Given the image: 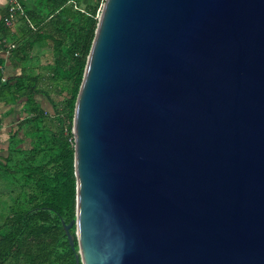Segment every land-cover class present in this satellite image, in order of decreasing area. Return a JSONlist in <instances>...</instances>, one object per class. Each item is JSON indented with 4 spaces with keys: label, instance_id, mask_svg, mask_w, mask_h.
<instances>
[{
    "label": "water",
    "instance_id": "1",
    "mask_svg": "<svg viewBox=\"0 0 264 264\" xmlns=\"http://www.w3.org/2000/svg\"><path fill=\"white\" fill-rule=\"evenodd\" d=\"M72 133L75 264H264V0H104Z\"/></svg>",
    "mask_w": 264,
    "mask_h": 264
},
{
    "label": "trees",
    "instance_id": "2",
    "mask_svg": "<svg viewBox=\"0 0 264 264\" xmlns=\"http://www.w3.org/2000/svg\"><path fill=\"white\" fill-rule=\"evenodd\" d=\"M20 3L24 16L12 26L0 21L3 44L7 37L14 43L9 57L21 65L36 44L49 45L52 62L11 79L0 75V98L24 102L26 112L0 160V178L8 183L0 190L8 199L0 196V264H75L78 244L74 238L70 246L62 223L76 210L72 121L104 0ZM39 95L49 107L41 106Z\"/></svg>",
    "mask_w": 264,
    "mask_h": 264
},
{
    "label": "crops",
    "instance_id": "3",
    "mask_svg": "<svg viewBox=\"0 0 264 264\" xmlns=\"http://www.w3.org/2000/svg\"><path fill=\"white\" fill-rule=\"evenodd\" d=\"M7 4L8 0H0V21L5 16ZM5 41L10 42L12 39L7 37L4 39V43ZM6 51L7 46L6 43L3 44L2 42L0 31V75L3 80L18 76L22 71L30 72L31 70H38V65L30 64V58L24 60L21 65H15ZM40 96L37 97V100H39L42 107H45L47 103L46 99H41ZM10 99L9 96L0 98V160L7 155V149L13 143L12 136L16 132L17 125L26 116L24 102L12 101ZM20 136L22 137L23 135Z\"/></svg>",
    "mask_w": 264,
    "mask_h": 264
},
{
    "label": "rangeland",
    "instance_id": "4",
    "mask_svg": "<svg viewBox=\"0 0 264 264\" xmlns=\"http://www.w3.org/2000/svg\"><path fill=\"white\" fill-rule=\"evenodd\" d=\"M18 24V22L14 25L15 27L14 28H16V25ZM39 44H36L33 48H32V51L30 52V59H29V61H30V64L32 65H38L37 66V68L38 69H41L42 67H43V70H44V66L45 65H49L51 62H52V54L50 53L51 52V49H50V46L49 45H43V46H38ZM31 68H32V66H31ZM35 72H37V71H35ZM40 96V95H39ZM40 98L42 99L43 97H41L40 96ZM46 103V102H45ZM46 107H49V105H47V103H46ZM48 127H50L49 126V124H48ZM50 128H52V127H50ZM23 130H24V128H23ZM25 131H26V129H25ZM27 132V131H26ZM15 142V141H14ZM13 142V143H14ZM29 139L28 138H26L24 141H23V143H21L20 145H21V147H23V148H27V147H29ZM5 186H8V183L6 182L5 183V181H3V179L2 178H0V190L2 189V188H4ZM0 196H2L1 198L4 200V199H6L7 197H3V195H2V193H0ZM1 200V199H0ZM6 200H8V199H6Z\"/></svg>",
    "mask_w": 264,
    "mask_h": 264
},
{
    "label": "built area",
    "instance_id": "5",
    "mask_svg": "<svg viewBox=\"0 0 264 264\" xmlns=\"http://www.w3.org/2000/svg\"><path fill=\"white\" fill-rule=\"evenodd\" d=\"M24 9L20 3V0H8L7 4V12L4 16V21L6 25L12 26L13 23L17 20L18 16H24ZM7 46V53H9V49L14 47L13 41L7 42L5 41Z\"/></svg>",
    "mask_w": 264,
    "mask_h": 264
}]
</instances>
